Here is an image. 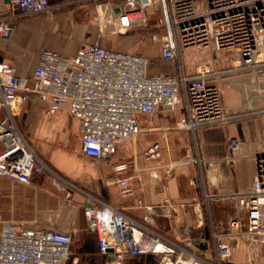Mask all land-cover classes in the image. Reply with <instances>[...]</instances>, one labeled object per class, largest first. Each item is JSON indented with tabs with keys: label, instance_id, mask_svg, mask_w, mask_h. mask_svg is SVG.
<instances>
[{
	"label": "built area",
	"instance_id": "2783aa9c",
	"mask_svg": "<svg viewBox=\"0 0 264 264\" xmlns=\"http://www.w3.org/2000/svg\"><path fill=\"white\" fill-rule=\"evenodd\" d=\"M85 1L93 6L91 18L100 40L147 27L148 15L159 7V24L168 32L160 38V59L175 64L176 72L149 74L151 61L147 56L98 43L80 47L71 57L43 51L32 80L17 76L9 63L0 61V176L25 185L46 172L55 181L60 180L19 130L17 117L24 103L19 91L47 99L50 114L66 103L78 124L82 154L97 161L115 155L120 145L148 130L142 128L141 116L153 117L162 109L180 111L183 118L172 129L184 130L193 138L197 157L194 163L202 171L209 161L198 153L197 131L235 120L225 113L217 80L257 71L262 78L260 86L264 87V0ZM50 8L49 0H9V12L0 17V38H11L15 21L46 13ZM156 38L155 34L150 37L152 41ZM192 49L211 50L215 55L233 53L236 64L226 70L200 64L193 74H187L181 58L184 51ZM258 114L264 116V110ZM227 149L228 160L232 161L239 150L238 141L229 139ZM145 153L149 159L159 158L162 142H154ZM252 158L254 177L250 187L225 197L232 201L234 214L216 225L210 221L205 250L190 248L152 228L154 219L161 215L173 219L167 214L175 207L169 201L160 206L143 205L145 215L139 221L78 190L85 201L82 213L86 231L97 235L104 264H122L125 256H146L157 264H247L232 258L241 247L239 241L246 244L248 254L255 245H264V154ZM112 170L121 176L128 166L116 162ZM130 180L127 176L117 179L121 198L131 193ZM191 184L196 186L197 182L192 180ZM71 242V236L63 231L18 228L3 222L0 264H64Z\"/></svg>",
	"mask_w": 264,
	"mask_h": 264
},
{
	"label": "crops",
	"instance_id": "0c3cea01",
	"mask_svg": "<svg viewBox=\"0 0 264 264\" xmlns=\"http://www.w3.org/2000/svg\"><path fill=\"white\" fill-rule=\"evenodd\" d=\"M49 2L51 8L46 13L15 21L8 41L0 38V61L9 63L19 77L32 80L33 71L45 50L71 57L84 45L106 44L99 39L98 28L92 21L93 6L90 2ZM8 12L9 0H0V17ZM164 27L168 34L167 27ZM143 32L150 34L148 27L127 31L128 34L139 35ZM144 40L142 38L141 42ZM107 44L110 46L107 48L122 51L110 45V40ZM134 49L131 47L128 51L134 52ZM160 49L154 61L157 65L148 73L174 74L176 65L162 61ZM139 54L144 55L141 51ZM187 63V60L183 63L187 74H193L200 64L216 68L210 61L197 63L193 69L187 68ZM18 94L24 97L18 119L19 130L24 138L27 137L39 159L60 180L55 181L43 173L33 183L25 185L0 176V224L8 222L18 228L59 230L69 234L72 242L64 264H104L105 261V256L98 250L97 235L86 231L82 213L85 201L79 191L90 193L139 221L145 215L143 205L160 206L164 201L173 203L174 210L167 213L173 219L161 215L154 219L152 228L192 248L209 241L210 226L207 228L203 217L211 219L214 216L221 220L234 214L232 201L225 197L233 191L250 187L254 177L252 157L264 154V116L259 115V111L244 109L233 116L235 122L200 128L196 133L198 153L209 162L203 167L199 188L188 183L190 168H179L169 175L163 164L142 163L137 159L143 145L149 142V137L144 134L166 133L169 123L183 118L182 112L162 109L153 117L141 116L140 124L148 130L120 145L115 155L97 161L82 154L78 124L70 116L66 103L55 114H50L47 99L31 97L24 91ZM231 138L239 143V150L232 161L228 160L227 149ZM116 162H125L128 166L121 176L112 170ZM124 176L131 177L132 190L126 198H121L116 182ZM149 258L125 256L123 262L150 264Z\"/></svg>",
	"mask_w": 264,
	"mask_h": 264
},
{
	"label": "rangeland",
	"instance_id": "374dc122",
	"mask_svg": "<svg viewBox=\"0 0 264 264\" xmlns=\"http://www.w3.org/2000/svg\"><path fill=\"white\" fill-rule=\"evenodd\" d=\"M161 17V11L158 7L156 10H154L148 15L147 27L150 30V34L143 32L139 35V33L128 34L126 32L122 35L114 37L110 36L103 40L106 43L104 46L110 47L109 44H107L110 40V45L124 52H130L128 51V48L135 47V49L133 50L134 52L139 53L141 51V53H143L150 59L151 62L150 66L148 67V71L152 70L153 67L157 65L154 61L155 58L158 57V51L161 46L160 38H162L166 34V31L164 29L165 27L159 24V20ZM135 34L137 35L135 36ZM152 34H155L157 37L154 41L150 39ZM142 38L145 39V42H141ZM181 60L183 61V63H185V60H187L188 63L186 64V66L189 69H193L197 63H202L206 61H210L214 65H216L215 70H226L227 68L236 64L233 53L223 52L219 55H215L211 50L206 49L186 50L183 52ZM261 81L262 78L260 77V73L257 71L238 72L218 79L217 82L221 89L225 113L228 116H235V114L238 115L244 109H247V111L249 109H252V111L264 110V87L260 86V84H262ZM20 114L21 111L18 113L17 117L18 126V119ZM231 122L235 121L233 120ZM174 125L175 123L173 122L171 124L169 123L167 125L168 131H166V133L163 132L159 134L155 132L150 134H144L147 136V138L149 137V142H144V149L140 150V153L137 154V159L142 163L158 162L160 164H163L167 169L166 171L170 172L169 175H171V172H174L176 169L190 168L191 172L188 176V183L193 186L191 184V181L193 180L197 182L198 187L201 188V179L203 176L202 172L204 173V169L203 171H201L198 165L194 163L197 159L194 140L186 131L172 129ZM159 138L161 139L160 142H162V153L159 158L149 159L145 152L147 148L154 142H157ZM25 139L30 144L27 137H25ZM29 146H31V144ZM31 148L33 149L32 146ZM46 174H48L49 177L54 178L51 174L47 172ZM177 205H179L178 207L182 206L180 204ZM224 207L227 208L228 206L225 205ZM203 218L204 222L207 225V228H209L210 226V221H212L214 225H216V223L220 221L219 218L214 216L211 217V219H209L208 216H205ZM209 234L210 232H208L207 234L208 237ZM238 244L241 246L240 249L234 252L232 255V258L235 261H244L247 264H264V245H255L254 247L256 249H254L253 247L250 251L251 253L248 254V247H246V244L240 241ZM244 247H246V249ZM149 259L150 260L148 262L150 264L154 263L153 259ZM248 259H250V263H248ZM122 264L132 263L123 262Z\"/></svg>",
	"mask_w": 264,
	"mask_h": 264
},
{
	"label": "water",
	"instance_id": "95a60500",
	"mask_svg": "<svg viewBox=\"0 0 264 264\" xmlns=\"http://www.w3.org/2000/svg\"><path fill=\"white\" fill-rule=\"evenodd\" d=\"M117 11V10H116ZM198 249L200 250H205L206 249V246L205 245H200V244H197L195 245Z\"/></svg>",
	"mask_w": 264,
	"mask_h": 264
}]
</instances>
